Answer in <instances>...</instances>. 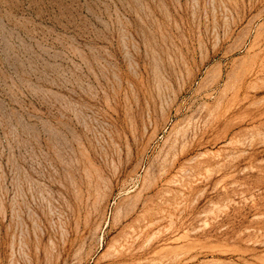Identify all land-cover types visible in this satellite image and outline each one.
<instances>
[{
	"label": "rangeland",
	"instance_id": "374dc122",
	"mask_svg": "<svg viewBox=\"0 0 264 264\" xmlns=\"http://www.w3.org/2000/svg\"><path fill=\"white\" fill-rule=\"evenodd\" d=\"M0 264H264V0H0Z\"/></svg>",
	"mask_w": 264,
	"mask_h": 264
}]
</instances>
